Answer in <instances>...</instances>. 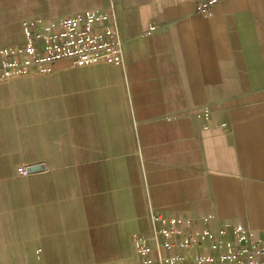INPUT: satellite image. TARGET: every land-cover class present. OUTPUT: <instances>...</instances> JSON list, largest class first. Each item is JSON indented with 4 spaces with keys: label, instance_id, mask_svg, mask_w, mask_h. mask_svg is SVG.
Instances as JSON below:
<instances>
[{
    "label": "crops",
    "instance_id": "obj_1",
    "mask_svg": "<svg viewBox=\"0 0 264 264\" xmlns=\"http://www.w3.org/2000/svg\"><path fill=\"white\" fill-rule=\"evenodd\" d=\"M200 1L0 0V48L91 9L123 42L119 65L0 83V264L128 259L151 212L212 232L185 256L235 249L236 225L264 241V0Z\"/></svg>",
    "mask_w": 264,
    "mask_h": 264
},
{
    "label": "built area",
    "instance_id": "obj_2",
    "mask_svg": "<svg viewBox=\"0 0 264 264\" xmlns=\"http://www.w3.org/2000/svg\"><path fill=\"white\" fill-rule=\"evenodd\" d=\"M217 1L202 0L196 10L207 14L208 7ZM21 28L25 37L23 43L0 48V83L46 73L51 63L64 57L72 58L76 66L119 65L123 59V42L112 12L91 9L47 24H42L41 18L23 20ZM208 113L209 110L203 108L197 116L206 117ZM17 171L20 175L27 173L23 165L18 166ZM149 221L147 231L131 236L133 254L111 264H185L188 258L193 264H264V241L250 240L248 230L240 225L233 229L241 243L235 249L226 243L224 252L216 256L208 253L185 256L175 251L202 243L212 232L195 229L190 219L161 217L153 212ZM211 248H218V245L214 243Z\"/></svg>",
    "mask_w": 264,
    "mask_h": 264
},
{
    "label": "water",
    "instance_id": "obj_3",
    "mask_svg": "<svg viewBox=\"0 0 264 264\" xmlns=\"http://www.w3.org/2000/svg\"><path fill=\"white\" fill-rule=\"evenodd\" d=\"M43 168V165L41 164H37V165H30L26 168L27 172H31V171H37V170H41Z\"/></svg>",
    "mask_w": 264,
    "mask_h": 264
}]
</instances>
